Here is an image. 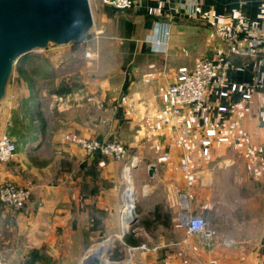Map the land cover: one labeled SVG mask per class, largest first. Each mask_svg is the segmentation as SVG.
<instances>
[{"label":"crops","instance_id":"0c3cea01","mask_svg":"<svg viewBox=\"0 0 264 264\" xmlns=\"http://www.w3.org/2000/svg\"><path fill=\"white\" fill-rule=\"evenodd\" d=\"M103 2L115 9L110 22L115 24V39L128 56L118 95L122 99L116 101L110 120L122 135L128 154L121 162L100 154L89 155L73 145L76 149L71 153L59 154L63 161H74V167L68 171L65 163L55 162L60 176L53 178L52 161L38 167L31 163L28 151L17 152L11 163L0 164V183L22 185L33 181V197L16 214L8 208L1 209L0 226L16 227L20 231L17 244L22 238L25 249L44 248L53 256L58 253V244L65 241L74 247L82 243L84 252L90 249V241L99 237V226L108 222L106 216L116 218L118 207L120 233L92 250H100L109 242L107 254L99 258L104 261L121 231L128 229L133 205H128L126 192L133 189L138 212L143 209L147 216L160 207L169 218L167 226L134 229L143 242L125 246L126 251L134 249L132 264H264V100L260 91L252 88L264 76V53L231 57L225 70L227 82L247 85L251 99L244 100L239 94L221 98L217 91L209 92L203 128L182 146L175 139L183 117L173 119L160 97L179 68L191 69L197 59L225 54L231 37L252 41L263 35L264 0ZM160 4L157 15L148 14L150 8ZM158 40L164 42L157 45ZM9 102L0 110V133L9 123ZM219 107L227 111L220 112ZM210 129L227 141L214 140L206 156L201 141L205 130ZM75 130L66 134L89 137L80 125ZM61 141L66 143L63 136ZM163 156L168 157L164 164L159 162ZM185 164L187 172L182 169ZM150 167L155 170L153 178L149 176ZM190 175L193 181L188 180ZM123 177L128 187L120 203ZM184 196L191 213L201 214L217 232L211 246L179 229ZM153 239L155 244H149ZM4 240L0 234V255L5 250L16 259L24 248L16 244L4 249ZM229 240L231 246L226 245Z\"/></svg>","mask_w":264,"mask_h":264},{"label":"rangeland","instance_id":"374dc122","mask_svg":"<svg viewBox=\"0 0 264 264\" xmlns=\"http://www.w3.org/2000/svg\"><path fill=\"white\" fill-rule=\"evenodd\" d=\"M90 2L95 25L82 42L67 46L51 45L45 50L28 53L18 60L14 69L11 91L13 98H10L9 102L11 115L4 131L8 132L15 140L17 152L24 154L28 151L30 153L32 164L43 167L45 163L52 161L53 178L60 176L58 175L59 166L55 167V162L57 164L61 161L65 163V168L68 171L74 167V161L61 160L59 153H71L76 149L73 145L61 140L64 134L76 131L75 129L79 125L86 129L89 136L86 138L88 139H96L105 143L117 141L122 144V135H118V129L111 126L110 120L115 112L116 101L122 99V96L119 98L118 95L124 83L123 68H125V59H128V56L125 47L115 39V24L110 22L112 16L108 9L104 8L103 0H90ZM44 61H47L46 65ZM37 66H40L41 71L46 70V72H49L51 68V74L49 72L37 76L36 83L33 84L31 82L32 69ZM38 112H41L44 118V131L37 116ZM42 173L39 171V174L42 175ZM133 174V169H131L132 177ZM125 179L123 177L122 186L119 189L120 203L123 202L122 196L128 187ZM132 185L135 188L134 183ZM15 212L18 211L11 213ZM116 212L117 216L114 219L106 216L105 220L108 222L106 221L104 227L99 226L100 235L97 239L90 241L92 244L90 249L83 252L82 243L74 247L73 243L65 241L58 244V253H53V256H49L44 249L46 255L51 258L48 264H80L101 242L117 236L120 233L118 207ZM145 212L143 209L138 212L137 208L138 220L146 216ZM192 213L194 214V212ZM179 224L181 226L179 229L184 230L182 223ZM10 227L8 225L0 226V234L5 238L4 249L7 245L12 247L17 244L16 236L20 231L16 227ZM132 227H129L128 231ZM172 231L175 234L176 229L173 228ZM8 237H12V239ZM18 242V247L20 246L24 250H20L21 254L17 255L16 259L15 255L13 257L11 253L4 250L0 255L2 264L29 263L34 249H25L26 241L22 238ZM155 242L153 239L149 244H155ZM125 248L124 240L117 239L112 253L104 262L106 264H123L129 261L128 264H132L133 254L130 260ZM117 249L124 254V259L121 261L112 259ZM36 264L44 263L37 261Z\"/></svg>","mask_w":264,"mask_h":264},{"label":"built area","instance_id":"2783aa9c","mask_svg":"<svg viewBox=\"0 0 264 264\" xmlns=\"http://www.w3.org/2000/svg\"><path fill=\"white\" fill-rule=\"evenodd\" d=\"M161 9V4L157 8H150L148 14L157 15ZM166 36L169 34L166 33ZM164 41L158 40L157 45ZM264 53V34L252 41L241 40L238 37L229 39L228 51L225 54H215L211 57L197 59L194 67L189 69L181 67L175 74L174 79L168 83L161 93V100L169 108L172 117H183L182 128L178 129V136L175 143L184 145L194 132L203 128V122L207 119V94L217 91L221 98H228L233 94H239L244 100H250L247 85L228 83L225 70L231 64V57H257ZM253 89L260 91L264 100V76H261L253 85ZM11 98L13 96L11 95ZM220 112H226V107H219ZM63 140L66 143L76 145L83 149L87 154H100L111 157L115 160H122L126 156V149L123 144L117 141L105 143L96 139H88L79 134H64ZM226 142V138H219L215 130H205L204 138L201 141L203 154L208 155L214 142ZM17 155V146L11 135L2 131L0 133V164L11 163ZM167 156L159 159V162L165 163ZM182 169L187 172V165ZM189 181L194 180V176H188ZM34 185L26 182L22 185L12 182L0 183V210L8 208L12 211H22L30 203L33 197ZM182 212L180 222L182 223L188 236L196 235L201 243L211 246V241L216 237L217 232L212 229L206 219L201 214H192L191 207L186 196L182 197ZM227 246L232 242L226 241ZM144 249L145 246L140 247ZM134 249H128L130 260ZM129 262V261H128ZM124 262L123 264H128ZM0 264H2L0 262Z\"/></svg>","mask_w":264,"mask_h":264},{"label":"water","instance_id":"95a60500","mask_svg":"<svg viewBox=\"0 0 264 264\" xmlns=\"http://www.w3.org/2000/svg\"><path fill=\"white\" fill-rule=\"evenodd\" d=\"M94 25L90 0H0V110L11 98L14 69L21 57L51 45L78 44ZM154 171L150 167V178ZM134 197L128 228L138 220L135 191ZM128 232L121 231L120 239ZM86 258L89 264H106L93 251Z\"/></svg>","mask_w":264,"mask_h":264},{"label":"trees","instance_id":"16d2710c","mask_svg":"<svg viewBox=\"0 0 264 264\" xmlns=\"http://www.w3.org/2000/svg\"><path fill=\"white\" fill-rule=\"evenodd\" d=\"M104 8L108 9L110 12V15L114 14L115 9H113L109 5H104ZM127 11V10H126ZM46 60V59H44ZM47 61H44V64L46 65ZM40 65V63H39ZM51 67V66H50ZM49 67V68H50ZM45 68V67H44ZM51 70V68H50ZM49 70L50 74L51 71ZM33 71V78H31V82L33 84L36 83V77L42 74H48L49 72H46V70L41 71L40 66H37L32 69ZM65 92V91H64ZM61 93V92H59ZM67 93V92H65ZM38 119L40 120L42 124V130L44 131V118L41 112L37 113ZM97 155V154H96ZM169 218V215L162 212V209L160 207H157V209L154 210V212L150 213L149 215L140 218L138 222L131 228V232L125 236L124 240V246H139L143 242L140 237H137L135 235L134 229L136 228H144V229H156L158 226L163 225L167 226V220ZM120 249V248H119ZM115 261H121L124 259V254L120 252V250L117 249L116 254L112 258ZM37 261L43 262L44 264H48L51 261V258L46 255L44 248L41 249H34L33 256H31V259L29 263L27 264H36Z\"/></svg>","mask_w":264,"mask_h":264},{"label":"bare ground","instance_id":"6f19581e","mask_svg":"<svg viewBox=\"0 0 264 264\" xmlns=\"http://www.w3.org/2000/svg\"><path fill=\"white\" fill-rule=\"evenodd\" d=\"M127 178L129 181H131L129 172H127ZM132 193H133V189H130L126 192V201H127L128 205H130V206H132L134 204V201H135V197ZM131 211H132V208L129 211L130 217H131ZM109 249H110L109 242H105L100 250L95 249V251H93V252L95 253V255H97L99 258H101L103 255L107 254V251ZM83 264H89V261L87 258Z\"/></svg>","mask_w":264,"mask_h":264}]
</instances>
